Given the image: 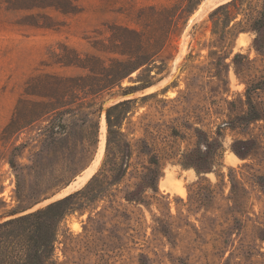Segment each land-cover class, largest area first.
Instances as JSON below:
<instances>
[{"label":"rangeland","instance_id":"374dc122","mask_svg":"<svg viewBox=\"0 0 264 264\" xmlns=\"http://www.w3.org/2000/svg\"><path fill=\"white\" fill-rule=\"evenodd\" d=\"M50 1L0 0V222L82 189L105 153L108 100L131 93L130 102L113 111L132 146L128 172L94 201H72L57 228L55 264H264V29L257 39L252 27L264 18V0L220 10L231 0L203 8L199 0L179 11L156 61L103 97L95 158L71 174L77 150L65 154L69 142L63 133L50 134L49 118L3 136L28 82L46 72L85 73L57 63L64 46L82 56H114L95 47L109 43L113 26L142 30L145 8L178 1L73 0L75 13H62ZM153 155L159 161L155 189H146L140 203L128 202L127 191L154 167ZM90 169L87 182L77 185ZM232 175L235 200H229ZM202 180L215 189L209 211L189 198Z\"/></svg>","mask_w":264,"mask_h":264},{"label":"trees","instance_id":"16d2710c","mask_svg":"<svg viewBox=\"0 0 264 264\" xmlns=\"http://www.w3.org/2000/svg\"><path fill=\"white\" fill-rule=\"evenodd\" d=\"M177 1L173 6L152 5L145 8L141 12L145 21L142 30L113 26L109 43L97 41L95 47L114 56L105 58L89 53L82 56L76 49L64 46L65 54L59 57L57 63L80 68L85 73L62 75L46 72L32 77L25 91L27 97L20 98L12 120L3 130V136H10L49 118L47 130H51L50 134L63 133L69 142L64 148L65 154L77 150L68 174L87 167L94 160L100 141V118L105 94L121 86L131 73L153 64L170 39L178 12L184 13L199 0ZM239 1L231 0L217 10L226 9ZM185 2L187 8L184 7ZM48 5L62 13L78 11L73 0H52ZM252 27L259 32L257 39H260L264 18L255 19ZM130 100L107 109L105 153L99 169L82 189L44 208L0 223V264H55L57 228L62 217L73 209L72 201L79 197L81 204L92 202L123 180L129 169L132 146L124 137L121 124L115 123L113 111ZM150 163L154 167H146L148 172L143 175V180L125 194L128 202L140 203L144 201L146 189H155L159 161L153 155ZM231 184L229 200H235L238 187L235 175L231 176ZM189 198L195 208L204 207L209 211L214 205L215 189L202 180L195 189L190 188Z\"/></svg>","mask_w":264,"mask_h":264},{"label":"bare ground","instance_id":"6f19581e","mask_svg":"<svg viewBox=\"0 0 264 264\" xmlns=\"http://www.w3.org/2000/svg\"><path fill=\"white\" fill-rule=\"evenodd\" d=\"M216 2V0H203L202 4L200 5V8H203V7H207L209 6L211 3H214ZM200 8L196 11V13L190 18V22L195 18V16H198V13L200 12ZM207 9V8H206ZM203 10V9H202ZM194 21V20H193ZM192 21V22H193ZM185 35L186 32H185ZM184 36V35H183ZM182 36V37H183ZM186 37V36H185ZM182 39V38H181ZM185 39V38H184ZM189 40V39H187ZM186 41V40H185ZM185 44L183 45V47H180V48H183V53H179L178 56L174 59V62H173V69L175 70L177 68V65H178V62L180 61V59L182 58V54H184V52L187 50V47H186V50H185ZM165 80H163L161 83H163ZM157 86V85H156ZM156 86L152 87V88H148L146 91H150V90H153L154 88H156ZM112 102H109L106 104V106L110 105ZM103 124H104V129L106 130V121H105V115H103ZM105 140V139H104ZM104 144V143H103ZM93 174V169H90L86 175L84 176H81L80 177V180L77 181V185L79 184H85L87 182V180L91 177V175ZM72 186H69L66 190L70 189ZM162 187H166L167 189H169V186L166 182H163L162 184ZM171 189V188H170ZM172 191V190H171ZM183 195L185 194V191L182 190L181 192ZM54 199V198H53ZM52 200V199H51ZM47 203V202H46ZM37 207V206H36ZM33 209H36V208H33Z\"/></svg>","mask_w":264,"mask_h":264},{"label":"water","instance_id":"95a60500","mask_svg":"<svg viewBox=\"0 0 264 264\" xmlns=\"http://www.w3.org/2000/svg\"><path fill=\"white\" fill-rule=\"evenodd\" d=\"M196 13V12H195ZM148 87H150V86H148ZM147 87V88H148ZM146 88H144L143 90H145ZM143 90H141V91H143ZM130 95H133V94H131V93H127V94H124V95H121V96H113V97H111L108 101H111L112 102V104L111 105H109V106H112V105H115V104H117V103H119V102H122V101H125V100H128V99H131L130 97H126V96H130ZM104 111V110H103ZM69 195V194H68ZM35 210H37V209H35ZM35 210H30L29 212H32V211H35ZM29 212H26V213H29ZM25 212H24V214H26ZM3 221H1L0 223H2Z\"/></svg>","mask_w":264,"mask_h":264}]
</instances>
